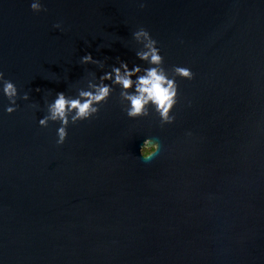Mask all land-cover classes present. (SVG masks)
<instances>
[{
	"label": "water",
	"instance_id": "water-1",
	"mask_svg": "<svg viewBox=\"0 0 264 264\" xmlns=\"http://www.w3.org/2000/svg\"><path fill=\"white\" fill-rule=\"evenodd\" d=\"M31 3L0 0V72L29 94L9 115L0 85V264H264V0ZM139 28L169 76L194 74L174 123L129 119L117 87L57 146L46 104L119 61L148 68Z\"/></svg>",
	"mask_w": 264,
	"mask_h": 264
},
{
	"label": "clouds",
	"instance_id": "clouds-1",
	"mask_svg": "<svg viewBox=\"0 0 264 264\" xmlns=\"http://www.w3.org/2000/svg\"><path fill=\"white\" fill-rule=\"evenodd\" d=\"M30 9L33 13L46 11L40 0H32ZM54 27L60 28L61 25L56 24ZM133 39L137 44L142 45L136 52V57L147 63L148 68L142 70L138 65H133L130 69L127 63L119 61V67H112L110 72L99 77L98 82L95 73L90 74L91 79L87 80L86 88H78L75 97L66 96L61 92L56 94L53 102L46 104L47 114L39 120V125L46 128L50 122L60 124L57 129V146H62L65 143L69 124L76 125L97 116L100 106L108 102L117 87L120 89V103L129 119L147 118L151 114L150 109H154L160 118L162 127L174 123L171 113L178 100L176 78L192 80L194 74L189 68L174 66L171 76H169L163 67L164 58L160 54L157 41L146 29L139 28L135 31ZM80 63L104 67L103 63L93 59L91 54L83 56ZM106 81H110L111 84L105 83ZM0 85H2L3 95L11 105L6 108L9 115L17 110V99L29 100L28 93H24L22 96L18 95L17 87L10 80L4 78L3 72H0ZM36 91L40 92L41 90L37 88ZM30 107L38 109L36 104L30 105ZM145 147H149L151 151L145 153ZM159 150L160 145L154 143L151 138H147L141 149V158L144 161H149L159 153Z\"/></svg>",
	"mask_w": 264,
	"mask_h": 264
},
{
	"label": "trees",
	"instance_id": "trees-1",
	"mask_svg": "<svg viewBox=\"0 0 264 264\" xmlns=\"http://www.w3.org/2000/svg\"><path fill=\"white\" fill-rule=\"evenodd\" d=\"M150 150H151V149H148V148H145V149H144L145 153L150 152Z\"/></svg>",
	"mask_w": 264,
	"mask_h": 264
},
{
	"label": "flooded vegetation",
	"instance_id": "flooded-vegetation-1",
	"mask_svg": "<svg viewBox=\"0 0 264 264\" xmlns=\"http://www.w3.org/2000/svg\"><path fill=\"white\" fill-rule=\"evenodd\" d=\"M145 148H147V147H145ZM145 148H144V149H145ZM148 149H150V148H148ZM150 151H151V150H150Z\"/></svg>",
	"mask_w": 264,
	"mask_h": 264
}]
</instances>
